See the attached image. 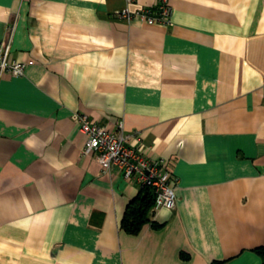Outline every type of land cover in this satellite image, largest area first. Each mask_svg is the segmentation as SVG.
I'll return each instance as SVG.
<instances>
[{"label": "crops", "instance_id": "obj_1", "mask_svg": "<svg viewBox=\"0 0 264 264\" xmlns=\"http://www.w3.org/2000/svg\"><path fill=\"white\" fill-rule=\"evenodd\" d=\"M0 0V264H262L264 0ZM139 132L170 163L172 210L132 233L140 187L82 156L72 120Z\"/></svg>", "mask_w": 264, "mask_h": 264}, {"label": "built area", "instance_id": "obj_2", "mask_svg": "<svg viewBox=\"0 0 264 264\" xmlns=\"http://www.w3.org/2000/svg\"><path fill=\"white\" fill-rule=\"evenodd\" d=\"M172 12L170 0H157L155 6L148 9L131 11L124 7L118 16L126 20L139 17L148 25L170 26ZM9 55L10 43L0 41V79L6 74L13 77L24 74L25 64L10 59ZM71 117L85 138L80 150L82 156H93L102 172L119 173L129 183L150 188L155 208H175L176 195L170 184L175 177L170 163L161 157L149 158L134 145L140 140L139 132H124L121 124L118 131L108 132L81 112H74Z\"/></svg>", "mask_w": 264, "mask_h": 264}, {"label": "trees", "instance_id": "obj_3", "mask_svg": "<svg viewBox=\"0 0 264 264\" xmlns=\"http://www.w3.org/2000/svg\"><path fill=\"white\" fill-rule=\"evenodd\" d=\"M139 191L140 194L129 202L123 218L125 229L132 233L138 232L148 222L153 228L157 226L149 219V213L154 205V196L151 189L142 187ZM256 251L260 254L262 264H264V245L257 247Z\"/></svg>", "mask_w": 264, "mask_h": 264}]
</instances>
